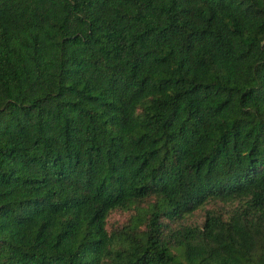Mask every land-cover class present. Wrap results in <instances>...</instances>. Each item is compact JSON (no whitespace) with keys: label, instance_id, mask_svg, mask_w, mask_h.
Segmentation results:
<instances>
[{"label":"trees","instance_id":"1","mask_svg":"<svg viewBox=\"0 0 264 264\" xmlns=\"http://www.w3.org/2000/svg\"><path fill=\"white\" fill-rule=\"evenodd\" d=\"M0 264H264V0H0Z\"/></svg>","mask_w":264,"mask_h":264},{"label":"rangeland","instance_id":"2","mask_svg":"<svg viewBox=\"0 0 264 264\" xmlns=\"http://www.w3.org/2000/svg\"><path fill=\"white\" fill-rule=\"evenodd\" d=\"M128 216H129V212H126V211L117 210V211L112 212L108 217L109 227L120 226L121 224L126 222ZM193 218L199 220L201 218V212H196Z\"/></svg>","mask_w":264,"mask_h":264}]
</instances>
